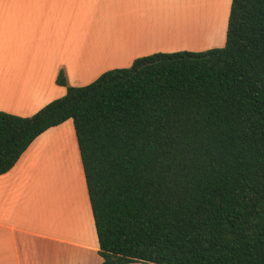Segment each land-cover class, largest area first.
Returning a JSON list of instances; mask_svg holds the SVG:
<instances>
[{"label":"trees","instance_id":"1","mask_svg":"<svg viewBox=\"0 0 264 264\" xmlns=\"http://www.w3.org/2000/svg\"><path fill=\"white\" fill-rule=\"evenodd\" d=\"M30 116L0 110V174L71 119L99 264H264V0L223 47L155 52Z\"/></svg>","mask_w":264,"mask_h":264},{"label":"crops","instance_id":"2","mask_svg":"<svg viewBox=\"0 0 264 264\" xmlns=\"http://www.w3.org/2000/svg\"><path fill=\"white\" fill-rule=\"evenodd\" d=\"M160 1L0 0V110L30 116L63 96L60 69L68 85L83 86L155 52L224 46L231 0H185L166 15ZM101 262L67 119L37 136L0 174V264Z\"/></svg>","mask_w":264,"mask_h":264},{"label":"rangeland","instance_id":"3","mask_svg":"<svg viewBox=\"0 0 264 264\" xmlns=\"http://www.w3.org/2000/svg\"><path fill=\"white\" fill-rule=\"evenodd\" d=\"M189 1L194 2V3L197 2V0H189ZM159 2H160L159 5L161 6L162 1L159 0ZM163 3H165V6L163 5L164 7L160 8L159 13L166 15L167 11H168L166 9L171 8L173 6H175L176 8L179 6L183 7V6H185L186 1L185 0H163ZM155 6H157V5H155ZM199 51H204V50H198V51H194V52H199Z\"/></svg>","mask_w":264,"mask_h":264},{"label":"bare ground","instance_id":"4","mask_svg":"<svg viewBox=\"0 0 264 264\" xmlns=\"http://www.w3.org/2000/svg\"><path fill=\"white\" fill-rule=\"evenodd\" d=\"M70 178V177H69ZM69 180V179H68Z\"/></svg>","mask_w":264,"mask_h":264}]
</instances>
